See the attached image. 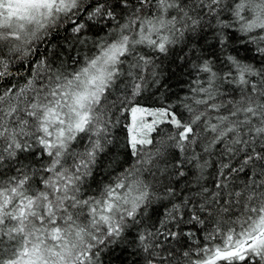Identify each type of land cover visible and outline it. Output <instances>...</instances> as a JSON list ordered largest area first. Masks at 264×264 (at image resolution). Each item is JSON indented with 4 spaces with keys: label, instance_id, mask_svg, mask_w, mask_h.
<instances>
[{
    "label": "snow or ice",
    "instance_id": "snow-or-ice-1",
    "mask_svg": "<svg viewBox=\"0 0 264 264\" xmlns=\"http://www.w3.org/2000/svg\"><path fill=\"white\" fill-rule=\"evenodd\" d=\"M61 27L63 51L40 54ZM170 55L189 77L175 102L157 87ZM121 135L133 162L98 175ZM117 248L264 264V0H0V264Z\"/></svg>",
    "mask_w": 264,
    "mask_h": 264
},
{
    "label": "trees",
    "instance_id": "trees-1",
    "mask_svg": "<svg viewBox=\"0 0 264 264\" xmlns=\"http://www.w3.org/2000/svg\"><path fill=\"white\" fill-rule=\"evenodd\" d=\"M66 37H69V33L64 31L63 27L60 30H54L51 36L47 38L45 42L38 45V52L40 54L48 53L50 59H56L55 54L63 51V46L65 44ZM90 39H96L95 36L90 37ZM81 46H77L80 48ZM239 47V46H237ZM89 51V48H83L80 52V55L83 56L85 53ZM177 54H179V49H177ZM250 55V53H245L242 49L240 51V56ZM36 57L29 58L35 59ZM159 60H163V63L160 64L159 71L161 72L160 84L157 86L161 88L160 91V99L168 100L171 99L173 102L176 101L177 95H183L184 91H186V87L184 85V81L189 79L187 75V68H184L182 63L176 62L175 56H169L168 58L160 57ZM159 60L157 61L159 63ZM24 63L27 64V67L30 68L31 64L27 61ZM16 67H20V64L17 63ZM27 75V72L22 69L20 72V83H23V77ZM162 86V87H161ZM156 89H153L155 91ZM180 111H183L180 109ZM162 127H167L163 125ZM155 135V134H154ZM125 149L123 146V137L120 136V146L116 148L115 154L110 157L111 163L108 164L107 168L104 170V173L98 175H104L106 178V174L111 171H119L121 165L125 168L129 166L133 161L127 160V158L123 155ZM136 260L135 256L130 255L128 251H122L117 248L115 250L114 255H110L106 260L105 264H134Z\"/></svg>",
    "mask_w": 264,
    "mask_h": 264
}]
</instances>
